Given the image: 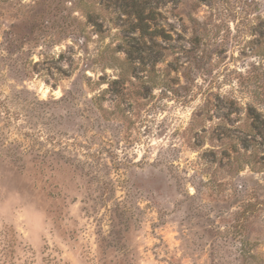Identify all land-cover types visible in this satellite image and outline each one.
I'll list each match as a JSON object with an SVG mask.
<instances>
[{"label": "rangeland", "instance_id": "rangeland-1", "mask_svg": "<svg viewBox=\"0 0 264 264\" xmlns=\"http://www.w3.org/2000/svg\"><path fill=\"white\" fill-rule=\"evenodd\" d=\"M15 264H264V0H0V227Z\"/></svg>", "mask_w": 264, "mask_h": 264}, {"label": "trees", "instance_id": "trees-1", "mask_svg": "<svg viewBox=\"0 0 264 264\" xmlns=\"http://www.w3.org/2000/svg\"><path fill=\"white\" fill-rule=\"evenodd\" d=\"M10 227H0V264H15L16 236Z\"/></svg>", "mask_w": 264, "mask_h": 264}]
</instances>
